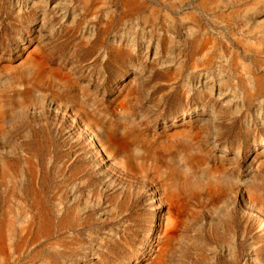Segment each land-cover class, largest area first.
Wrapping results in <instances>:
<instances>
[{"label": "rangeland", "instance_id": "1", "mask_svg": "<svg viewBox=\"0 0 264 264\" xmlns=\"http://www.w3.org/2000/svg\"><path fill=\"white\" fill-rule=\"evenodd\" d=\"M0 264H264V0H0Z\"/></svg>", "mask_w": 264, "mask_h": 264}, {"label": "bare ground", "instance_id": "2", "mask_svg": "<svg viewBox=\"0 0 264 264\" xmlns=\"http://www.w3.org/2000/svg\"><path fill=\"white\" fill-rule=\"evenodd\" d=\"M119 144H121V143L119 142Z\"/></svg>", "mask_w": 264, "mask_h": 264}]
</instances>
